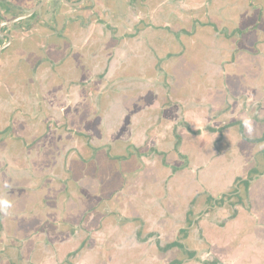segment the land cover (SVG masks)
Returning a JSON list of instances; mask_svg holds the SVG:
<instances>
[{
    "label": "flooded vegetation",
    "instance_id": "flooded-vegetation-1",
    "mask_svg": "<svg viewBox=\"0 0 264 264\" xmlns=\"http://www.w3.org/2000/svg\"><path fill=\"white\" fill-rule=\"evenodd\" d=\"M262 33L264 0H0V202L7 201V209L15 213L11 218L1 215L0 234L29 227L17 208L18 201L28 202L21 197L31 198L17 184L21 177V143L26 141L29 152L33 150L37 156L47 157L49 172L60 174L54 173L56 182L60 180L57 177H64L59 186L47 183L44 191L41 185L30 194L35 198L30 201L41 213L33 216V221L46 224L45 232L52 235L57 233L56 229H62L59 224L69 234L78 233L76 249L67 251L65 256L53 257L54 253H60L59 241L53 243L51 264H84L93 255L101 257L103 244L97 242L100 231L94 230L99 221L94 228V224L89 225L90 221L96 222L98 214L94 209L98 200L85 224L88 209L84 211L81 204L87 201L93 204L94 200L84 194L82 180L77 184L72 173L69 174L71 165L78 162L68 160V142L79 143L78 153L82 155L79 159L85 157L97 171L102 167L116 168L118 164H111V155L122 143L109 146L99 141L110 136L107 132L111 122L107 118L111 116L112 102L117 96L135 99L133 95L143 92L137 98L139 104L141 100L145 104L121 122L123 133L118 134L119 126L111 128L113 133L117 132L114 140L127 142L126 160L134 161L136 168H145L140 162L142 154L156 158L164 153L158 146L164 141L160 132H167L169 150L176 154L180 143L176 119L180 115L171 101L176 95L172 89L175 87L172 70L180 52L196 50L204 61L213 53H205L201 48L212 45L217 52L214 56L234 61L242 54L249 37L250 53L262 54ZM191 62L190 70H195V62ZM147 80L157 82L150 84ZM160 94L162 99L164 96L162 104L158 100ZM142 109L152 115L149 124L143 120L141 124L134 122V113ZM164 118L168 120L165 126ZM102 123L106 127L102 128ZM135 124L139 125L135 131L141 138L130 142L128 133L138 126ZM60 152L67 156L58 163L54 159ZM152 161L153 166L158 165L155 159ZM32 171L35 173L33 168ZM31 178L42 181L38 176ZM98 187L91 195L97 199L100 196L103 204L113 201L115 206L116 199L123 198L109 190L100 195ZM73 194L78 198V207L70 210L67 202ZM149 195L152 193L145 190V196ZM26 210L29 212V207ZM112 212V220L116 222L129 219L116 210ZM158 242L155 244L159 251L176 248V258L167 264H182L192 258L179 233L167 245ZM34 244L30 243L28 254L33 253ZM17 260L29 264L18 257Z\"/></svg>",
    "mask_w": 264,
    "mask_h": 264
},
{
    "label": "crops",
    "instance_id": "crops-1",
    "mask_svg": "<svg viewBox=\"0 0 264 264\" xmlns=\"http://www.w3.org/2000/svg\"><path fill=\"white\" fill-rule=\"evenodd\" d=\"M251 39L249 37L245 41L242 54H238L233 62L214 56L217 52L212 45L201 48L205 53H213L212 56H205L204 61L198 57L196 50L180 52L177 64L176 61L173 63L176 66L172 70V78L176 80V71L182 69L179 62L192 64V60L195 70L181 76L184 82L176 81L172 88L176 90V95L171 101L176 104L180 115L176 119L180 139L176 154L169 150L167 132H160L164 141L158 146L164 153L156 158L142 154L140 162L145 164V168H136L134 161L126 160L127 145L124 143L127 142L114 140L117 132L113 133L111 128L119 126L118 134L123 133L121 122L136 111L134 108L145 104L143 100L140 104L133 103L136 97L144 95L143 92L133 95L135 99L128 96L124 102L120 99L112 102L111 116L107 118L111 122L107 132L110 136L99 141L109 146L115 142L122 143L111 155V164H118L116 168L102 167L97 171L85 157L79 159L82 157L78 153L81 145L68 142V156H75L82 168L86 165L93 167L94 189L99 186L100 195L109 190L123 197L121 201L116 199L118 203L114 206L113 201L103 204L100 196L97 199L93 194V204L91 201L81 204L84 211L92 210L98 200L94 209L98 216L93 223L99 221V224L96 227L94 224L93 228L100 231L97 242L103 244L102 256L93 255L91 259H85L84 264L90 261V264H167L176 258V248L159 251L155 243L159 241L161 246L167 245L172 236L176 240L178 233L188 245V256H192L182 264H264V48L261 47L262 54L253 56L254 51L250 53ZM159 55L162 56V53ZM201 71H204V76ZM134 114V122L141 121V124L143 120L150 123L152 115L145 109ZM163 124L165 126V119ZM101 126L106 127L103 123ZM135 128L137 131L139 125L128 133L130 142L141 138ZM47 140L43 139V142ZM43 142L38 143L36 148ZM66 156V153L60 152L55 160L60 163ZM43 157L47 160L46 156H37L32 150L26 158L31 163L30 168H23L20 164L21 177L17 184L31 198L33 190L41 185H44V191L47 183L59 186L64 180L61 177L56 182L55 176L59 175L56 171L49 172L37 165L39 158ZM118 159L123 161L120 160L121 165ZM154 159L157 166L152 165ZM31 176H38L42 181H32ZM83 176L78 174L75 182L78 184L82 180L84 194L87 195L88 185ZM58 188L55 187V190ZM145 190L152 195L146 197ZM25 197L21 200H27V204L18 201L17 208L21 212L20 217L27 219L25 223L29 227H20L14 233L4 230L0 234V264H22L17 257L29 264H51L50 255L53 248L55 250V241H59L60 246V253L53 255L55 258L75 250L78 233L69 234L61 224L62 229H56L57 233L45 232L46 224L39 226V221H33V216L38 217L41 213L36 205L33 206L31 198ZM77 199L76 194L69 197L68 209H77ZM27 207L29 212L26 213ZM112 210L129 218L128 221L120 223L112 220ZM14 214L10 209H3L0 218L1 215L11 218ZM107 215H111L110 219ZM33 242V253L28 254ZM21 243L23 248L26 246L24 251Z\"/></svg>",
    "mask_w": 264,
    "mask_h": 264
},
{
    "label": "rangeland",
    "instance_id": "rangeland-1",
    "mask_svg": "<svg viewBox=\"0 0 264 264\" xmlns=\"http://www.w3.org/2000/svg\"><path fill=\"white\" fill-rule=\"evenodd\" d=\"M179 64H181L182 65V69H181V73L180 72H176L177 74H176V80H175V82L177 81V83L179 82V80H181L182 82H184L183 80L184 79H180L181 78V76H187V72L190 70V65H191V63H189V62H187V61H182V62H179ZM190 64V65H189ZM178 74H180V75H178ZM166 85H168V86H170L168 83H166ZM117 99H121L123 102H124V100L126 99L125 98V96H117L116 97ZM137 98V97H136ZM150 97L148 96V99H149ZM158 100H160L159 101V103L160 104H162V103H164V101H163V99H162V96H161V94H160V97L158 98ZM139 99L137 98L136 99V101L134 102L133 101V103L134 104H139ZM133 110H137V108H134ZM165 120L167 119V118H164ZM168 121V120H167ZM167 121H166V123H167ZM25 140V139H24ZM75 144V146H76V142H74ZM80 145V144H79ZM21 161H20V164H21V166L23 167V168H27V167H29L30 168V165H31V163L26 159V158H28V154H29V148H28V143L26 142V141H24V143H21ZM121 153V152H120ZM93 157V156H92ZM71 159H74V161H75V159H76V157L75 156H73V155H71V156H69V158H68V160H71ZM55 160V159H54ZM33 160H31V162H32ZM47 160L43 157V158H39V160L37 161V165H39L40 167H42L43 166V168L45 167V168H47L48 167V163L46 162ZM123 162V161H122ZM122 162L120 161V159H118V163H119V165H121L122 164ZM73 165V167H71V172L69 173V174H71L72 173V176L74 177L73 178V180H75V178L77 177V175L78 174H84L85 176H83V178L85 179L84 180V182H85V184H87L88 185V187H86V191H87V194H88V196H89V199H91V200H94V196L93 195H91L92 194V192H94V184H95V182H94V178H92V171H93V167L91 166V165H86V166H84V168H82L78 163L77 164H75V163H73L72 164ZM88 166V167H87ZM32 168H33V165H32ZM49 169V168H48ZM83 169V170H82ZM56 174V173H55ZM58 176H60V174L58 175ZM56 177V176H55ZM60 179V178H59ZM91 208V207H90ZM87 210V209H86ZM89 211V212H88ZM88 211H86L85 212V216H86V219H85V224L87 223V222H89V216L91 215L90 214V210H88ZM88 212V213H87ZM91 224H94L93 223V221H90V224L89 225H91ZM41 226L43 225V223L42 224H40ZM89 225H87L86 227H88Z\"/></svg>",
    "mask_w": 264,
    "mask_h": 264
},
{
    "label": "clouds",
    "instance_id": "clouds-1",
    "mask_svg": "<svg viewBox=\"0 0 264 264\" xmlns=\"http://www.w3.org/2000/svg\"><path fill=\"white\" fill-rule=\"evenodd\" d=\"M9 207V204L7 201L0 202V209H7Z\"/></svg>",
    "mask_w": 264,
    "mask_h": 264
}]
</instances>
